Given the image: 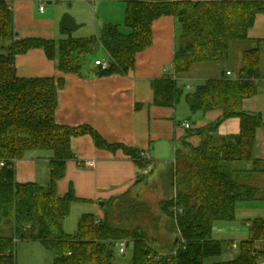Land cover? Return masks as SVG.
I'll list each match as a JSON object with an SVG mask.
<instances>
[{
	"label": "trees",
	"instance_id": "16d2710c",
	"mask_svg": "<svg viewBox=\"0 0 264 264\" xmlns=\"http://www.w3.org/2000/svg\"><path fill=\"white\" fill-rule=\"evenodd\" d=\"M124 1L123 24L127 33L108 23L96 37H67L56 42L15 39L11 0H0V224L10 227L13 233H0V264H16L18 240L38 241L53 253L52 264H117L115 248L119 239L131 244L132 264H206L207 259L227 251L224 241L213 239V224L234 220L237 202L254 200L259 194V188L238 181L225 165L236 161L257 164L252 148L256 129L264 123L259 114L244 111L242 101L256 93L255 83L261 77L260 44L264 40L242 52L233 76L208 78L183 96L191 114L211 110H221L222 114L206 127L193 131L201 138L196 147L185 142V151L174 154L171 197L160 204L177 233L168 253L176 250L174 255L156 257L157 250L151 245L154 239L139 225L147 216L148 207L131 191L105 201L101 219L83 213L75 234L64 231L63 221L77 198L71 188L58 195L55 185L64 176L66 161L75 158L70 148L72 136L88 134L98 148L123 150L139 171L150 161L139 157L136 149L108 143L89 125L57 124L54 111L63 80L18 77L15 56L41 48L48 59L56 58L59 70L84 74L79 56L91 53L98 42L107 51L110 65L107 69L95 66L94 75L125 73L133 66L136 53L151 43L152 22L172 16L180 27L173 73L151 81V87L155 105L174 107L183 94L177 78L195 64L226 59L230 43L247 38L255 16L264 14V0ZM232 117L239 119V132L219 135L218 126ZM32 150L51 153L46 186L15 181L14 161ZM142 179L140 174L136 182ZM246 223L250 235L238 243L236 256L209 264H259L258 260L264 259V218L248 219Z\"/></svg>",
	"mask_w": 264,
	"mask_h": 264
},
{
	"label": "crops",
	"instance_id": "0c3cea01",
	"mask_svg": "<svg viewBox=\"0 0 264 264\" xmlns=\"http://www.w3.org/2000/svg\"><path fill=\"white\" fill-rule=\"evenodd\" d=\"M35 2L36 0H11L15 39L42 38L57 42L67 37H96L104 25L111 23L120 26V21L124 18V0H46L52 8L48 16L34 20ZM114 6H117V13L111 10ZM39 7L38 13H45V9L40 11ZM65 11L70 13L76 23L81 24L79 28H85L93 22L94 32L81 37L80 31V36L74 34L79 28L73 32L63 30L60 23L61 15ZM125 28L128 31L127 27ZM179 32V24L172 16H162L154 20L151 25V43L147 48L136 53L133 66L125 73L96 76L95 68L90 70L81 68L84 74L64 72L57 68L56 58L48 59L43 49L33 48L15 56L16 75L21 78L62 79L63 85L57 90V106L54 111V121L57 124L69 127L89 125L110 144L118 143L138 151H145L147 160L150 161L149 171H155L157 164L162 165L161 163L171 153L174 155L176 151H179L178 154L185 151V142L196 147L201 138L193 131L206 127L222 114L221 110L191 114L188 105L184 108L180 106L179 101L174 107L153 103L151 81L173 73L172 61ZM258 40H264V14L261 13L255 16L253 25L247 30V38L232 41L229 45L228 55L224 59L226 61L230 59V51L234 43L240 42L243 47H246L237 45L238 50L233 60L235 69H230L225 62L218 63L219 61L216 62L215 70L211 64H195L189 72V77L177 79L181 83L179 85H190L191 89L188 90L192 92L198 84L208 78H220L227 72L233 76L240 66L242 52L254 47ZM99 46L108 56L107 51L101 45ZM260 51L264 55V43L260 44ZM97 59L101 58H95ZM260 66L261 77L255 83L256 93L242 101V109L259 114L264 123V61L262 59ZM191 81H197L198 84L191 85ZM191 115L195 117L192 122L187 119ZM184 122L189 123L188 128L184 127ZM238 132L239 119L236 117L224 120L217 128V133L221 136L234 135ZM187 133L190 134L186 136ZM70 148L75 158L66 161L64 176L55 185L56 193L64 195L71 188L77 198V201L73 203L93 204L102 200V204L95 205L93 212H88L96 218H102L105 201L112 196L133 191L140 185L136 182L137 176L144 174L146 168L142 170L143 173L139 171L135 161L123 150L109 151L98 148L88 134L72 136ZM32 151H27L22 159L14 161L15 181L36 182L46 186L49 182L51 153H33ZM252 155L257 160V164L236 161L227 163L225 169L238 181L253 186V183L246 180L257 173L264 174V125L256 129ZM42 162L47 163V168L44 165L40 173L38 165ZM168 170L169 168L166 173ZM257 188L259 193H264V186ZM243 233L247 236L240 241L249 238V231ZM213 239L223 241V239ZM175 242L176 238L173 239V243ZM239 242H231L230 249L233 245L236 246L233 248L234 253L232 250L225 251L219 255L220 259L215 260L212 257L205 263L232 260L238 252ZM155 250L169 253V250L166 251L160 247ZM259 264H264V259H260Z\"/></svg>",
	"mask_w": 264,
	"mask_h": 264
},
{
	"label": "rangeland",
	"instance_id": "374dc122",
	"mask_svg": "<svg viewBox=\"0 0 264 264\" xmlns=\"http://www.w3.org/2000/svg\"><path fill=\"white\" fill-rule=\"evenodd\" d=\"M43 6L45 9V13H38V7ZM50 5L46 2V0H36L35 2V13L33 14L34 20L40 19L42 17H47L48 13L51 11ZM112 12L117 13V6L112 7ZM64 13H69L65 11ZM63 13V14H64ZM62 14V15H63ZM70 14V13H69ZM61 15V17H62ZM120 30L124 33H127L126 28L123 26V21H120ZM79 31L81 37L88 36L94 32L93 29V22L90 23L89 26L79 28L77 32L74 34L77 36L79 35ZM56 39L58 37H55ZM237 41V40H236ZM239 44L234 43L232 45L230 51V59L220 60L218 63L225 62L228 65V68L235 69L233 65L234 56L236 51L238 50L237 45L243 47V44L237 42ZM179 44V39L177 38V45ZM100 44L95 42V47L91 53L83 54L79 56V61L81 63V68L84 70H90L95 67L94 59L100 57L101 59L109 60V57L103 52ZM232 58V59H231ZM261 59L264 61V55L261 54ZM205 64H211L213 70L217 68L216 62H210ZM204 67V66H203ZM191 71V70H190ZM189 71V72H190ZM206 72V70H204ZM181 74L180 77H189L190 73ZM192 74V73H191ZM202 74V73H200ZM212 74V73H210ZM189 75V76H188ZM177 78V79H178ZM178 84H181L177 81ZM191 85H197V81H191ZM183 88V94L179 100L180 106L187 107V103L184 101V94L191 92L190 85H181ZM191 122L194 121V115L188 116ZM33 153H50L49 151L45 150H33ZM32 153V154H33ZM175 157L171 153L169 157L161 163L162 165L157 164V168L155 171H149L148 174L143 175V179L139 182L138 188L131 191V195L137 197L138 199L142 200L146 203L148 207L147 216L143 219V221H139V225L147 232L148 235H151L154 241L151 242V245L154 249L163 248L164 250H169L172 246L173 239L176 238L177 235L176 230L171 224L170 219L166 216L164 212H162L160 208V204L163 200L168 199L171 197L170 195V180L171 175L170 172L174 166ZM47 168V163L42 162L39 163L38 168L41 173L43 166ZM150 165V162L147 166ZM148 168V167H145ZM168 173H166L167 169ZM151 169V168H148ZM142 172V170H141ZM143 173V172H142ZM253 175V174H252ZM41 176L47 177V175L41 174ZM246 182L253 183V186H264V174L260 175L259 173L253 175L252 178L246 180ZM170 187V188H169ZM168 188L170 190H168ZM169 193V194H168ZM172 193V192H171ZM102 200L97 202L91 203H73L71 205L70 213L63 221V227L66 233L68 234H75L77 228L78 218L83 213H88L93 210L95 205H99ZM93 212V211H92ZM252 218H264V193H259L257 195L256 200L251 201H240L236 204L235 210V218L232 221H216L211 230V234L213 238L223 239L224 247L227 248L229 252H235V249L228 248V243L233 241L239 242L243 238H246L247 235L243 233L244 231L247 233L249 231L248 224L246 220ZM0 233L11 236L12 229L8 226H4L0 224ZM15 257H16V264H52L54 255L52 252L46 250L38 241H26V240H18L15 245ZM132 257V248L131 244L127 245L123 254L118 253L117 247L115 248V262L117 264H132L131 262ZM218 257V258H217ZM214 259H220L219 256L214 257ZM259 262V260H258Z\"/></svg>",
	"mask_w": 264,
	"mask_h": 264
},
{
	"label": "built area",
	"instance_id": "2783aa9c",
	"mask_svg": "<svg viewBox=\"0 0 264 264\" xmlns=\"http://www.w3.org/2000/svg\"><path fill=\"white\" fill-rule=\"evenodd\" d=\"M39 10L42 11L43 10V6H40ZM94 65L95 66H99L101 69H107L109 67L110 63H109V60H106V59H99V60L97 59V60L94 61ZM226 75L228 76V75H230V73L227 72ZM184 127L188 128L189 127V123L188 122H184ZM138 156L142 157L144 159H147L145 151H139ZM0 165H2V161L0 162ZM147 167L149 168V166H147ZM148 168H146L144 170V173H147L149 171ZM178 211L180 212V209H178ZM127 245H128L127 239H119V240H117L116 247L118 249V253L123 254L125 249H126V247H127ZM235 247L236 246L233 245V248H235ZM175 253H176V250H173V252H171L170 254L174 255ZM166 255H169V254L165 253V252L157 251L156 257L166 256Z\"/></svg>",
	"mask_w": 264,
	"mask_h": 264
},
{
	"label": "water",
	"instance_id": "95a60500",
	"mask_svg": "<svg viewBox=\"0 0 264 264\" xmlns=\"http://www.w3.org/2000/svg\"><path fill=\"white\" fill-rule=\"evenodd\" d=\"M61 28L66 31L73 32L78 29L81 24L75 22L74 18L69 13H64L61 17ZM102 204V202H100Z\"/></svg>",
	"mask_w": 264,
	"mask_h": 264
}]
</instances>
